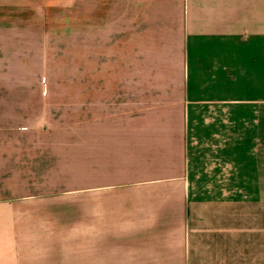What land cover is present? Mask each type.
<instances>
[{"label":"crops","instance_id":"1","mask_svg":"<svg viewBox=\"0 0 264 264\" xmlns=\"http://www.w3.org/2000/svg\"><path fill=\"white\" fill-rule=\"evenodd\" d=\"M125 1L128 19L134 4ZM139 2L150 26L172 18L179 73L171 86L156 75L141 91L132 75L116 80L124 82L109 101L116 119L79 124L77 177L86 194L99 187L96 173H118L111 188L149 194L147 207L107 235L95 214L80 212L75 264H264V0ZM95 101L86 103L96 109ZM5 145L0 138V177ZM82 173H92L87 188ZM42 241L14 237L6 249L0 232V264H69L61 246Z\"/></svg>","mask_w":264,"mask_h":264},{"label":"rangeland","instance_id":"2","mask_svg":"<svg viewBox=\"0 0 264 264\" xmlns=\"http://www.w3.org/2000/svg\"><path fill=\"white\" fill-rule=\"evenodd\" d=\"M133 4V17L126 19L125 0H0V138L6 143L0 232L6 249L14 237H37L43 239L39 246H61L58 253L69 256L63 261L75 264L80 212L85 219L95 214L98 232L107 235L123 230L114 224L127 213L147 207L140 203L149 194L111 188L123 179L118 173H96L97 190L78 193L79 124L116 119L109 101L124 86L116 80L132 75L133 90L141 91L156 75L171 86L179 73L172 18L150 26L141 2ZM92 75L98 80L95 97ZM140 94L134 92V104ZM92 98L96 109L86 103ZM140 116L134 113L133 120ZM91 174L82 173L85 188ZM81 229L90 234L93 227Z\"/></svg>","mask_w":264,"mask_h":264}]
</instances>
